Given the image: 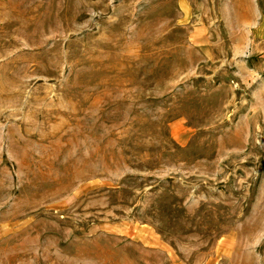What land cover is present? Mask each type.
<instances>
[{
	"label": "rangeland",
	"instance_id": "obj_1",
	"mask_svg": "<svg viewBox=\"0 0 264 264\" xmlns=\"http://www.w3.org/2000/svg\"><path fill=\"white\" fill-rule=\"evenodd\" d=\"M246 1L0 0V264H264Z\"/></svg>",
	"mask_w": 264,
	"mask_h": 264
},
{
	"label": "crops",
	"instance_id": "obj_2",
	"mask_svg": "<svg viewBox=\"0 0 264 264\" xmlns=\"http://www.w3.org/2000/svg\"><path fill=\"white\" fill-rule=\"evenodd\" d=\"M246 11L241 16L242 26L245 30L243 42L244 49L236 47V54L264 52V0H247Z\"/></svg>",
	"mask_w": 264,
	"mask_h": 264
}]
</instances>
